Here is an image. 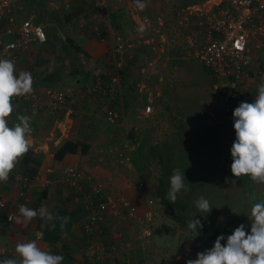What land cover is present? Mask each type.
I'll return each mask as SVG.
<instances>
[{"label": "crops", "instance_id": "obj_1", "mask_svg": "<svg viewBox=\"0 0 264 264\" xmlns=\"http://www.w3.org/2000/svg\"><path fill=\"white\" fill-rule=\"evenodd\" d=\"M57 1L56 4L50 0H15L14 2L15 9H18L20 5L24 6L23 9L18 10V20L31 19L33 22L43 23L47 35V41L44 44L33 45L25 53L18 52L19 59L14 63L15 74L18 75L20 71L31 73L32 92H37L39 95V104L36 107L29 101L21 102L12 115L6 118L11 127L19 122L18 116L29 117L32 132L27 137L28 147L42 156L38 173L33 179H30L26 189L28 197L26 205L34 210L46 207L51 212L57 205L73 207L77 204L78 202L73 199L75 191L64 182L63 175L66 166L74 165L84 174L82 190L85 194H93V184L95 181L99 182L100 178L105 185V194L116 197L118 192L122 191L129 205L134 210H136L134 206L137 207L136 212L139 215L147 213L141 198H137V195L129 188L131 179L112 180V175L99 166L94 155L98 149L104 148L110 141L114 144L117 141L120 143L119 140L124 136V133H127V136L135 141V138L138 137L136 133H143L140 127L143 126L144 120H149V118L152 120L151 126L155 124L151 128L153 131L155 126H158L159 111L157 115L151 116L154 109L156 110V107L159 106L158 102L163 95L170 98L169 102L175 104V108H183L182 111L181 109L177 110L179 115L184 112L186 106L181 99L182 96L179 99L177 97L182 92L174 88L175 80L169 79L164 89V76H166L167 65L170 62L180 60L184 64V69L191 63L186 75L190 79L198 78L200 85L206 89L204 92H198L201 97L197 100H203L199 109L206 102L216 78L198 62L195 56L197 46L204 39L203 31L196 25L195 18L192 19L189 26L180 27L179 19L176 17L177 11L184 7L200 5L206 0H170L172 6L176 8L168 9L165 13L158 10L162 6L163 0H107L108 16L100 18L91 9L89 0ZM167 13H172V23L169 26L168 17L164 16ZM22 14L23 16H21ZM155 15H161L165 19L161 41L158 37H153L151 33L141 31L142 18H152ZM256 16L258 15L252 19L257 20ZM81 17L85 18L83 22H81ZM94 22L101 25L104 35L107 37L105 41L99 40L90 32L88 26ZM248 25L250 24L248 23ZM170 26H172L171 29ZM116 30L136 43L132 47L126 48L122 68L118 70L115 69V57L110 50L116 41ZM11 38V36H5L3 39L7 41ZM143 39H150V44L142 43ZM178 40H181L183 44L176 43ZM152 44L162 47H160L163 50L162 56L156 58V68L151 69L148 75H144L142 72L144 57L149 55L154 57L150 48ZM251 51L254 62L250 67L251 72L241 84L240 102H254L258 85L264 79V69L260 74L253 73L256 68L258 69L259 62L264 57V30L252 38ZM198 66L202 71L196 69ZM192 70L195 71L192 72ZM71 71H76V73L71 74ZM51 72L53 74L45 82L44 77ZM97 75L102 76L106 80V84L113 87L114 96L89 90ZM186 75L183 74L180 78L186 77ZM182 81L189 82V78L187 77L186 80L183 78ZM65 85H68L65 88L66 95H68L65 104L59 108L46 105L43 98L44 92L48 89H55L64 93L61 88ZM146 104H151L153 107L150 114L144 112ZM106 108L113 109L119 114L117 121L119 124L110 125L105 121L103 113ZM197 121L195 120L192 125L185 126V134L180 132V136L182 137L183 134L184 139L183 145L178 144L177 146V159L183 160L185 170L192 169L195 172L193 175L197 176L195 179L199 183L203 182V186H199L200 189L213 190L217 193L224 188L225 190L229 189L230 195L235 191H240L244 197H247L256 188L244 184V181L256 182L248 175H242L235 179L230 171L232 163L230 148L235 140V132L213 129L203 125L198 119ZM179 122L186 124L185 120H179ZM176 125L175 123L174 126ZM115 126L118 128L116 129ZM166 127H168L167 124ZM134 130L136 131L134 132ZM173 131L175 129H170L168 132ZM177 132H174L173 135L179 136ZM68 139L87 143L92 151L88 154H65L60 160L56 159L55 153L58 147ZM159 140L153 142V145ZM134 141H131L133 147L134 144L139 143V141ZM131 142L125 145L126 149L130 148ZM12 172H10L11 175ZM6 183L0 189V196H7L6 206L0 209V224L3 227L0 242L15 251L18 243L35 240L42 250L50 252L49 243L42 236L39 237L42 231L36 227V220L39 216L27 224H18L16 219L13 222L5 220L7 212L11 209V204L16 199L15 188L17 187L14 178H8ZM110 183L111 185H109ZM3 192L6 193L3 194ZM43 193L46 195L44 196ZM68 193L70 196L67 195ZM70 197L71 199L68 200ZM148 218L147 215L146 219ZM108 219L110 218L105 217V226L109 231L107 237L109 245L115 241L111 237V230L115 229L111 225L115 224H111L113 221ZM82 224V220L74 224L71 234L62 237V240L85 239L86 241V235L83 233L86 228H81ZM117 227L120 228L119 225ZM119 228L115 230L119 231ZM127 239L132 242L131 237H127ZM123 253L130 255L129 262L124 264H150L149 255L151 252L149 249L137 251L131 246ZM76 255L79 256L77 249L72 256L77 257ZM178 259L179 256H176V260Z\"/></svg>", "mask_w": 264, "mask_h": 264}, {"label": "built area", "instance_id": "obj_2", "mask_svg": "<svg viewBox=\"0 0 264 264\" xmlns=\"http://www.w3.org/2000/svg\"><path fill=\"white\" fill-rule=\"evenodd\" d=\"M89 1L91 9L97 13L98 18L108 16L107 0ZM14 2L15 0H0V59L16 63L19 59L18 52L25 53L33 45L44 44L47 41V35L43 23H36L31 19L18 20V10L23 9L24 6L20 5L18 9H15ZM50 2L56 4L58 1L50 0ZM255 15H258L256 16L257 20L252 19ZM176 17L179 19L180 27L189 26L192 19L195 18L196 25L200 27L204 35L203 41L197 46L195 56L198 62L216 78L211 93L198 111L197 119L207 127L234 133L232 112L240 103L241 84L251 72L250 67L254 62L251 41L253 37L255 38L264 30V0H206L200 5L184 7L177 11ZM80 19L81 22L85 20L84 17ZM141 26V31L151 33L153 37H158L161 41L165 26L164 18L161 15H155L152 18L143 17ZM88 27L99 40L107 39L98 22H94ZM5 36L12 38L5 41L3 39ZM115 40L110 50L115 57V69L118 70L122 68L126 48L132 47L136 43L123 36L118 30L115 31ZM141 42L150 44V39H143ZM160 47L156 44L150 45L154 57L151 55L144 57L142 71L144 75H148L151 69L156 68V58H160L163 51ZM262 69H264V57L260 60L258 69L256 68L253 73L260 74ZM89 90L105 95H115L113 87L106 84V80L100 75L96 76ZM43 98L46 105L59 108L65 104L68 95L55 89H48L44 92ZM11 100L13 113L21 102L29 101L37 107L40 97L37 92H31L14 96ZM152 111V105L146 104L144 112L150 114ZM104 115L112 123L118 120V114L113 109H104ZM12 175L17 184L16 199L6 214L7 222H13L19 215V206L26 205V201H28L26 189L30 179L20 173L12 172ZM63 175L64 182L73 188L75 193L78 191L82 193L81 196L74 195L73 199L75 202H83L85 211H87V214L81 219L83 221L81 227L86 228L83 232L86 235V246L82 251L83 259L88 261V264H124L129 262L130 255L123 253L125 249L131 248V242L125 238L127 231L125 225V231L111 230V237L115 241L106 248L102 244L101 231L99 230V224L105 223V217H109L113 221L120 220L124 224L136 218V214L133 212L135 210L129 205L126 197L122 194H118L116 197L105 194L102 183L95 181L92 187L95 199H92V195L85 194L82 190L84 174L76 166H66ZM5 184L7 183L0 182V189ZM142 186V183L137 185L138 188ZM6 202L7 196L1 195L0 209L6 206ZM148 216H150L149 213ZM149 219L151 218H148L147 221ZM2 230L3 227L0 224V236ZM149 235H151V230L147 236ZM41 236L42 231L39 237L41 238ZM17 255L10 247L0 242V260Z\"/></svg>", "mask_w": 264, "mask_h": 264}, {"label": "rangeland", "instance_id": "obj_3", "mask_svg": "<svg viewBox=\"0 0 264 264\" xmlns=\"http://www.w3.org/2000/svg\"><path fill=\"white\" fill-rule=\"evenodd\" d=\"M161 7L158 10H161L162 13H165L168 9H175L176 7L172 6L170 0H163ZM144 8V7H143ZM154 10V9H153ZM151 13V12H150ZM153 14V13H152ZM172 13H167L164 16L168 17V26L172 23ZM154 15V14H153ZM23 16V14L21 15ZM171 17V18H170ZM165 20V19H164ZM167 26V25H166ZM172 26H170L171 29ZM171 34L169 35L170 40ZM171 42V40H170ZM176 43L183 42L178 40ZM191 64V63H190ZM184 69V64L180 60L170 62L167 65L166 76H164V89L169 81V79H174L175 84L174 88L182 92L177 97L180 96L183 100L186 108L184 112L180 113L181 117L177 112L178 109L183 110V108H175V104L169 102L170 98L163 95L160 101L158 102L159 106L154 109V112L151 117L158 114L159 111V122L158 126H155V129L152 131L151 126L152 120H144L143 126L140 127L143 130V133L137 132L138 137L135 138V141H139L138 144H134L133 141L127 136V133H124V136L120 138V143L117 141L115 144L110 141L106 144L104 148L98 149L94 158L99 162V166L108 174L112 175V180H123L131 179L130 189L137 195V198H141L143 204L146 206V212L139 215L136 212L137 207H135L136 218L133 220L127 221L125 223L126 230L137 231V233L130 234L132 236L131 246L138 250H150V264H186V261L189 259H195L198 252H203L206 249H210L215 240L208 239L195 231L183 228L175 220L176 211L173 207H169L166 204H160L159 198L156 196L155 190L158 184V181L161 174V167L153 159H147L149 157L148 148L153 145V142L159 140L155 145H159L160 148H163V141H166L169 146H172V160L171 166L173 169H179L182 173L184 172L185 184L188 186V191H181L177 194V200L187 204L186 210L183 212L185 217L191 219H199L201 222L208 225H215L221 230H226L228 232L233 231L240 224L245 225L246 234L250 232L251 222L249 221L247 215L250 214L251 206L254 203H257L261 200H264V182L251 183L252 181L245 182L244 184L248 186L255 187L256 190L252 191L247 197H244L240 191H235L232 195L229 194V189L219 190L220 193H215L213 190H204L200 189L199 186H203L202 183H199L193 174L195 173L192 169L183 168V160L177 159L178 150L177 146L183 145L184 136H180V132L185 134V126L194 124L195 120L197 121V114L199 105L203 100H197L201 96L198 92H204L206 89L204 86L200 85L198 78L190 79L187 72H189V66ZM199 71L202 69L198 66ZM195 69V70H196ZM194 70V71H195ZM181 71V73H178ZM192 70V72H194ZM185 74L186 77L180 78L181 75ZM164 75V73H163ZM189 78V82L182 81ZM167 81V82H166ZM68 85H65L61 88L62 92H65V88ZM194 106H197L195 109ZM104 115V113H103ZM119 115V114H118ZM105 121L110 125L117 124V121L113 123L105 117ZM179 120H185L186 124H181ZM198 122V121H197ZM172 123V124H171ZM177 124L174 126V124ZM119 124V123H118ZM166 124L168 127H166ZM171 124V125H169ZM104 126V125H103ZM119 126V125H118ZM118 126H115L116 129ZM157 127V129H156ZM161 129V130H158ZM170 129H175L173 132H168ZM188 129V128H187ZM136 130H134L135 132ZM177 132L179 136L173 135L174 132ZM190 137V136H189ZM177 138V139H176ZM132 141H130V140ZM134 141V142H135ZM131 142L130 148L126 149V144ZM187 145V144H186ZM134 149L133 151H130ZM134 158V159H133ZM134 161L139 160L142 164V167H137ZM179 160V161H177ZM171 176V175H170ZM169 176V177H170ZM169 177H166V181L169 180ZM234 177V176H233ZM235 179L237 177H234ZM98 179V178H97ZM99 182L102 183L103 187L105 186L103 180L100 178ZM138 183H142L143 186L138 188ZM243 183V182H242ZM124 184V183H123ZM239 184V183H238ZM111 185V183L109 184ZM169 188V184L168 187ZM125 196L122 191L118 192ZM218 195V196H216ZM203 196L209 200L212 207L211 211L204 215L203 212H199L195 206V201ZM126 197V196H125ZM151 201V203H149ZM150 214L149 219H145ZM147 214V215H146ZM139 217L140 221H139ZM119 221V222H118ZM111 227L118 229V225L123 227V222L120 220L113 221ZM118 224V225H117ZM125 227L124 230L125 231ZM232 228V229H231ZM120 229V228H119ZM121 230V229H120ZM151 235L147 236L150 233ZM225 241H221V244H225ZM176 256H179V259L176 260ZM133 260V258H131ZM149 264V263H148Z\"/></svg>", "mask_w": 264, "mask_h": 264}, {"label": "clouds", "instance_id": "obj_4", "mask_svg": "<svg viewBox=\"0 0 264 264\" xmlns=\"http://www.w3.org/2000/svg\"><path fill=\"white\" fill-rule=\"evenodd\" d=\"M32 83L31 73L20 71L17 75L13 61L0 59V182H7L19 158L28 151L27 137L32 132L29 117L18 116L19 122L11 127L6 118L13 111L11 98L31 93ZM232 117L235 140L230 148V171L234 177L248 175L254 182H264V79L258 85L254 102H240ZM185 180L184 172L173 169L166 194L170 204L176 202L182 190H189ZM195 206L204 215L212 209L203 196L195 201ZM37 216L45 221L59 219L62 228L70 219L57 217L46 207L34 210L27 205L19 206L15 219L18 224H27ZM247 217L251 222L249 233L246 234L245 225L240 224L231 235L217 236L210 249L198 252L196 258L187 260L186 264H264V200L254 203ZM202 226L199 219L191 218L187 222L191 231ZM222 240H226L223 245ZM15 251L17 256L2 259L0 264H62L64 260L62 255L42 250L35 240L18 243Z\"/></svg>", "mask_w": 264, "mask_h": 264}, {"label": "trees", "instance_id": "obj_5", "mask_svg": "<svg viewBox=\"0 0 264 264\" xmlns=\"http://www.w3.org/2000/svg\"><path fill=\"white\" fill-rule=\"evenodd\" d=\"M72 73H76V71H71V74ZM51 74L53 73L51 72L49 75H46L44 77L45 82H47ZM162 146L163 148H160L159 145H152L148 148L149 157H147V159H153L161 167L162 176L158 181L155 193L156 196L159 198L160 204H166L169 207H173V209L176 211V215L174 218L180 224V226L188 229L187 222L190 219L185 217L183 213L186 210L187 204L181 201H176L174 204H170L169 201L166 199V194L168 190L167 187L169 184V180L166 181V177H169L173 172V167L170 165L172 160L173 148L172 146H169L166 141H163ZM91 151L92 150H90L89 144L83 142H75L73 140L68 139L58 147L55 153V158L60 160L65 154H88ZM41 157L42 156L40 153L35 152L33 149L28 147V151L22 157L19 158L18 163L12 171L14 173H20L28 179H33L37 175L39 167L41 165ZM134 163L137 164V167H142V164L139 160L134 161ZM9 179H13V175H11V173L9 174ZM43 195L45 196L46 194L43 193ZM67 195L70 196V193H68ZM73 195L81 196V192H79V194L78 192H76ZM91 198L95 199V195L92 194ZM70 199L71 197L68 200ZM55 207L56 208L51 211V213H53L55 216L70 218L68 222L64 224L63 228L61 227V220L59 219L53 221H45L39 217L36 220V227L42 229V238L49 243L50 252L54 255H62L64 257L62 264H88V261H85L82 257V251L86 246L84 243L85 239H77L74 241H71L70 239H66L65 241L62 240V237L71 234L72 226L74 224L79 223L80 220L83 219L84 216L87 214V211H85V208L83 206V202L79 201L73 207H70V205H57ZM1 214L4 213L1 212ZM108 220L113 221L111 218ZM201 223L203 226L200 229L195 230V232L211 240H216L217 236L219 235H224L225 237H227L233 232H228L226 231L227 229L221 230L215 225H208L203 222ZM53 224L55 225V227H52ZM99 225V230L101 231V241L104 247L106 248L108 246L107 240L109 239H107V237L109 231L107 226H105V223H100ZM120 229L124 230V226H121ZM133 232L134 231H126L125 238L127 239V237H130V234H132ZM135 233H137V231ZM222 241L226 242V240ZM76 249L77 254L79 253V256L76 255L77 257H74L72 256V254Z\"/></svg>", "mask_w": 264, "mask_h": 264}]
</instances>
